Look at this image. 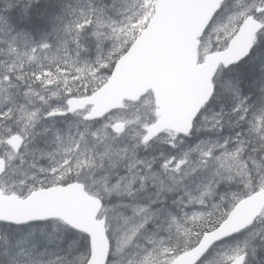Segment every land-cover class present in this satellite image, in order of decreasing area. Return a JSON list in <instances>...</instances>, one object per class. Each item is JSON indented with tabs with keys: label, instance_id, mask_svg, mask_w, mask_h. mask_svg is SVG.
<instances>
[{
	"label": "snow or ice",
	"instance_id": "6c2138e0",
	"mask_svg": "<svg viewBox=\"0 0 264 264\" xmlns=\"http://www.w3.org/2000/svg\"><path fill=\"white\" fill-rule=\"evenodd\" d=\"M0 264H264V0H0Z\"/></svg>",
	"mask_w": 264,
	"mask_h": 264
}]
</instances>
